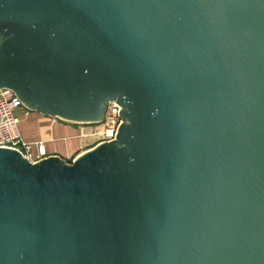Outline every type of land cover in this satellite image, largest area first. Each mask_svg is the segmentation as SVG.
Wrapping results in <instances>:
<instances>
[{
    "label": "water",
    "instance_id": "obj_1",
    "mask_svg": "<svg viewBox=\"0 0 264 264\" xmlns=\"http://www.w3.org/2000/svg\"><path fill=\"white\" fill-rule=\"evenodd\" d=\"M0 88L123 107L71 163L0 148V264H264V0H0Z\"/></svg>",
    "mask_w": 264,
    "mask_h": 264
},
{
    "label": "built area",
    "instance_id": "obj_2",
    "mask_svg": "<svg viewBox=\"0 0 264 264\" xmlns=\"http://www.w3.org/2000/svg\"><path fill=\"white\" fill-rule=\"evenodd\" d=\"M122 110L123 107L116 101L108 102L102 120L89 123L90 136H95L92 138L96 145L116 140L118 128L123 123ZM31 112L13 90L0 88V148L14 149L26 161L36 163L44 158L39 150L40 143L25 141L18 129L22 118Z\"/></svg>",
    "mask_w": 264,
    "mask_h": 264
},
{
    "label": "crops",
    "instance_id": "obj_3",
    "mask_svg": "<svg viewBox=\"0 0 264 264\" xmlns=\"http://www.w3.org/2000/svg\"><path fill=\"white\" fill-rule=\"evenodd\" d=\"M18 129L25 141L40 143L44 158L57 156L71 163L96 146L94 139L87 136L91 131L89 122L66 121L32 111L22 118Z\"/></svg>",
    "mask_w": 264,
    "mask_h": 264
},
{
    "label": "bare ground",
    "instance_id": "obj_4",
    "mask_svg": "<svg viewBox=\"0 0 264 264\" xmlns=\"http://www.w3.org/2000/svg\"><path fill=\"white\" fill-rule=\"evenodd\" d=\"M87 136H90V134H88ZM91 137V136H90ZM92 137H95V136H92ZM93 139V138H92Z\"/></svg>",
    "mask_w": 264,
    "mask_h": 264
},
{
    "label": "rangeland",
    "instance_id": "obj_5",
    "mask_svg": "<svg viewBox=\"0 0 264 264\" xmlns=\"http://www.w3.org/2000/svg\"><path fill=\"white\" fill-rule=\"evenodd\" d=\"M92 139V138H91Z\"/></svg>",
    "mask_w": 264,
    "mask_h": 264
}]
</instances>
